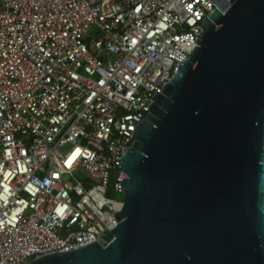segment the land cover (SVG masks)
Returning <instances> with one entry per match:
<instances>
[{
  "label": "built area",
  "instance_id": "obj_1",
  "mask_svg": "<svg viewBox=\"0 0 264 264\" xmlns=\"http://www.w3.org/2000/svg\"><path fill=\"white\" fill-rule=\"evenodd\" d=\"M231 1L0 0V264L106 245L132 131Z\"/></svg>",
  "mask_w": 264,
  "mask_h": 264
},
{
  "label": "water",
  "instance_id": "obj_2",
  "mask_svg": "<svg viewBox=\"0 0 264 264\" xmlns=\"http://www.w3.org/2000/svg\"><path fill=\"white\" fill-rule=\"evenodd\" d=\"M231 2L132 131L106 245L29 264H264V0Z\"/></svg>",
  "mask_w": 264,
  "mask_h": 264
},
{
  "label": "rangeland",
  "instance_id": "obj_3",
  "mask_svg": "<svg viewBox=\"0 0 264 264\" xmlns=\"http://www.w3.org/2000/svg\"><path fill=\"white\" fill-rule=\"evenodd\" d=\"M114 198H115V200H122V198H123V194H116V195L114 196Z\"/></svg>",
  "mask_w": 264,
  "mask_h": 264
},
{
  "label": "trees",
  "instance_id": "obj_4",
  "mask_svg": "<svg viewBox=\"0 0 264 264\" xmlns=\"http://www.w3.org/2000/svg\"><path fill=\"white\" fill-rule=\"evenodd\" d=\"M109 193H110V192H107L106 195L108 194V195H107L108 197H110V195H112V197L114 198L113 194H112V193L109 194Z\"/></svg>",
  "mask_w": 264,
  "mask_h": 264
},
{
  "label": "bare ground",
  "instance_id": "obj_5",
  "mask_svg": "<svg viewBox=\"0 0 264 264\" xmlns=\"http://www.w3.org/2000/svg\"><path fill=\"white\" fill-rule=\"evenodd\" d=\"M110 194V193H109ZM108 195V194H107ZM110 198H112V195H110Z\"/></svg>",
  "mask_w": 264,
  "mask_h": 264
}]
</instances>
